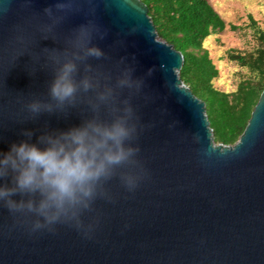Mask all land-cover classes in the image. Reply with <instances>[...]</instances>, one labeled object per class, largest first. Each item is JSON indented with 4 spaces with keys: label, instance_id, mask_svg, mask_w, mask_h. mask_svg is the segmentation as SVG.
Listing matches in <instances>:
<instances>
[{
    "label": "water",
    "instance_id": "water-1",
    "mask_svg": "<svg viewBox=\"0 0 264 264\" xmlns=\"http://www.w3.org/2000/svg\"><path fill=\"white\" fill-rule=\"evenodd\" d=\"M81 28L104 55L75 61V97L56 107L48 92L59 65L50 57L79 53ZM181 63L140 0H0V153L87 121L110 124L126 107L134 131L123 147L138 149L95 182L87 208L51 229L33 231L42 217L0 202V264H264V89L238 140L216 144L204 103L179 77ZM128 68L139 90L117 84ZM85 77L87 91L79 87ZM33 100L52 111L33 115ZM127 176L137 178L131 191ZM0 185L12 186L11 172Z\"/></svg>",
    "mask_w": 264,
    "mask_h": 264
},
{
    "label": "clouds",
    "instance_id": "clouds-1",
    "mask_svg": "<svg viewBox=\"0 0 264 264\" xmlns=\"http://www.w3.org/2000/svg\"><path fill=\"white\" fill-rule=\"evenodd\" d=\"M44 12L50 14L51 9L45 8ZM100 37L103 38V33ZM75 46L80 52H73L72 58H68L67 53L63 61L56 56L50 57L59 65L48 92L56 102V107H62L65 102L71 103L75 97L78 87L73 79L77 70L75 61L104 55L100 48L88 46V31L85 28L80 29ZM131 71L130 68L125 69L117 84L128 87L134 85L139 90L142 81L130 80ZM92 86L87 77L79 81V87L84 91ZM108 95L110 90L100 93L98 99L104 101ZM26 107L33 115L41 111L51 112L53 109L52 104L37 100L31 101ZM124 112L126 117L131 116V107H126ZM126 117H117L110 124L87 121L67 131L44 133L37 137V143L22 140L18 144H11L7 152L0 153V178L12 173V186L0 185V202L10 212L26 210L42 217V221L37 220L32 225L33 231L51 229L62 218L67 220L75 217L77 213L70 210L81 205L88 207L95 182L108 176L111 166L129 161L138 151L123 147V141L134 131L125 125ZM22 134L30 139L33 133L31 130H23ZM37 144L43 147H38ZM123 182L131 191L136 186L137 178L127 176L123 178ZM17 192L30 196L38 194L40 199L34 201L29 198L17 202L10 198Z\"/></svg>",
    "mask_w": 264,
    "mask_h": 264
},
{
    "label": "trees",
    "instance_id": "trees-1",
    "mask_svg": "<svg viewBox=\"0 0 264 264\" xmlns=\"http://www.w3.org/2000/svg\"><path fill=\"white\" fill-rule=\"evenodd\" d=\"M157 35L182 56L179 77L205 106V114L216 144L233 145L243 132L264 89V30L249 15L257 46L249 52L230 50L226 56L249 76L233 92L213 85L218 70L203 47L208 36L224 31L226 24L208 0H140ZM237 27L231 25L230 29Z\"/></svg>",
    "mask_w": 264,
    "mask_h": 264
},
{
    "label": "rangeland",
    "instance_id": "rangeland-1",
    "mask_svg": "<svg viewBox=\"0 0 264 264\" xmlns=\"http://www.w3.org/2000/svg\"><path fill=\"white\" fill-rule=\"evenodd\" d=\"M208 1L226 24L224 31L208 36L203 42V47L218 70L213 85L223 92H233L238 83L249 76V72L228 60L226 54L230 50L249 52L257 46V37L248 16L264 30V0ZM231 25L237 28L231 30Z\"/></svg>",
    "mask_w": 264,
    "mask_h": 264
}]
</instances>
